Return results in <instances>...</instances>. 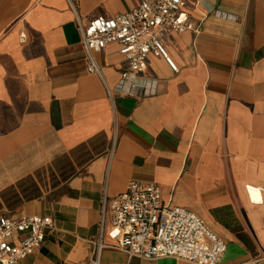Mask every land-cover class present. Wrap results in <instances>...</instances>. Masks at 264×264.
Returning <instances> with one entry per match:
<instances>
[{
  "label": "crops",
  "instance_id": "0c3cea01",
  "mask_svg": "<svg viewBox=\"0 0 264 264\" xmlns=\"http://www.w3.org/2000/svg\"><path fill=\"white\" fill-rule=\"evenodd\" d=\"M140 2L0 0V216L53 219L19 264H88L104 192L132 180L159 183L165 202L223 237L219 264H264V0H196L192 28L165 41L178 70L151 53L128 95L119 44L95 52L100 73L89 72L79 22ZM100 264L198 263L108 246Z\"/></svg>",
  "mask_w": 264,
  "mask_h": 264
},
{
  "label": "built area",
  "instance_id": "2783aa9c",
  "mask_svg": "<svg viewBox=\"0 0 264 264\" xmlns=\"http://www.w3.org/2000/svg\"><path fill=\"white\" fill-rule=\"evenodd\" d=\"M196 0H141L138 6L114 15H97L86 24L79 22L82 43L88 59V71L100 73L94 56L116 42L125 57L117 89L132 94L140 87L151 53L163 56L174 71L177 65L168 56L165 41L173 31L192 28L189 9ZM144 93H154L156 80L146 78ZM149 88V92L147 91ZM108 92L111 94L110 89ZM253 203L262 202V190L246 185ZM109 221L115 242L103 241ZM53 225L50 215L26 214L19 218L0 216V264H19L38 250ZM88 264H100L105 247H113L129 257L157 259L174 257L198 264H219L227 243L192 209L171 205L163 199L159 183L129 182L125 191L108 198L104 192L99 234L91 240Z\"/></svg>",
  "mask_w": 264,
  "mask_h": 264
}]
</instances>
